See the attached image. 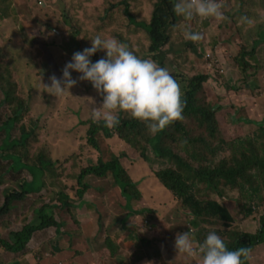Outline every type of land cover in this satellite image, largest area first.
<instances>
[{
	"label": "rangeland",
	"instance_id": "obj_1",
	"mask_svg": "<svg viewBox=\"0 0 264 264\" xmlns=\"http://www.w3.org/2000/svg\"><path fill=\"white\" fill-rule=\"evenodd\" d=\"M40 2L45 5H41ZM65 2V0H20L18 4L13 5L11 3L12 8L7 6L6 8L0 4V11L3 15L11 17L14 21L18 19L17 15L21 16V19L16 22L17 27L9 24L4 29L0 28V34L5 35V37L3 36V42L7 45V55L9 57V59H6L0 51V70H7V62L10 63V70H12L14 77L22 86L25 95L24 100L28 108L27 126L25 127L29 130L31 128L35 130V134L26 144L19 145L15 149L22 153L28 152L30 155H37L44 151L56 164V171H62L64 174L68 173L70 169L78 172L83 166L97 163L99 158L103 161H109L119 157L122 167L127 169V173L128 169L130 170L128 175L133 181L137 182V188L141 192V197L133 199V201L136 200L145 206L158 207L163 204L162 201H167L169 194L165 192L168 190L164 188L155 173L165 167L175 166L176 159L164 161L157 159L153 162H145L141 158L139 151H137L139 157H136L132 154L131 145L118 137L117 134L107 138L102 131L98 134V148H93L87 141V122L91 120V107L100 106L102 95L97 93L90 82L77 79L80 74L74 71H70V74L76 80V83L69 88V92L66 89L63 95L53 96L49 94L50 90L44 87V85L50 84L51 76L55 75L58 79L61 77V70H57L59 67L62 69L61 66L58 67L57 65L60 56L65 53V59L69 61L72 53L79 50L78 43L73 38L75 28L78 29L79 26L76 14L80 13V18L87 17L84 24H88L94 20L93 15L104 16L106 9L112 4H122L120 9L122 14L124 7H126L125 3L128 0L70 1L73 5L80 2L85 4L75 5L76 7H67ZM153 3L154 0H140L139 7L142 9L145 6L151 8ZM135 7V5H132L131 9H135ZM258 7L262 10L264 5ZM73 10L74 13H72ZM113 18L112 28L109 29V32L119 37L120 33L116 27L119 21L116 15ZM196 18L197 20L192 18V20L186 21L183 17L178 16L176 25L169 28L170 41L162 49V52L166 54L163 65L169 70L170 74L176 71L184 78L196 75L205 78L202 88L197 94L200 102L210 104L216 108L217 131L212 135L206 129V125H201L197 119L190 118L189 121L184 123L188 137L186 141L180 140L176 143L170 142L169 139L166 141L173 148L174 156H177L179 160L180 158L185 159L195 167L212 168L223 158L228 159L229 163H232L236 154H239L244 147L253 149L250 142L255 139L258 140L255 144L264 145V100L260 103L263 112L250 111L248 113L245 110L247 99H253L255 96L259 98L262 90L264 94V42H260L264 41V38L259 36L255 28L239 44V38L228 22L224 23V20H222L217 23V20L211 17L207 19ZM29 25L32 27H29ZM186 25L190 26L192 31L200 32L202 39L198 42L185 40L183 31ZM88 27L91 30V25H88ZM133 28L134 26L130 25L127 30H132ZM229 28L233 31L232 33ZM27 29L30 31L26 32ZM16 31L18 36L13 38ZM58 32H63L68 39L66 41L62 38V45L58 40L54 39ZM262 34H264V31H262ZM9 36L12 39H8L7 37ZM126 40L132 45L129 37ZM44 42L48 44L47 49L50 52L52 47L58 48V46H62L61 50L64 53H61L60 56L57 55L53 62V57L46 52ZM25 46H31L34 53V55H31L32 58L27 57V52H24ZM209 50L210 52H208ZM139 52L144 54L146 49L141 47ZM43 57L50 63L49 67H52V73L48 72V70L40 72L37 59L39 58L38 60L41 62ZM182 79L181 77L177 78L180 86L183 85ZM1 97L2 94L0 92V99ZM7 113L6 106L0 107V124L6 119ZM244 117L247 119L252 117L256 120L254 123H247L242 120ZM22 126V123L17 125L11 131V136L18 137ZM239 127H242L243 130H239ZM6 128L0 130V146L4 143V139L7 136L9 137L10 132L8 134V130L11 127L8 125ZM36 131L38 132L37 134ZM8 137L7 142H9ZM220 137H223L226 141ZM195 139L197 140L195 141ZM240 139H243V143L240 142ZM194 151H196L197 159H193L189 155L190 152ZM148 154L150 157L156 158L151 148H149ZM134 158L140 161L142 167L136 165L139 161ZM0 161L7 164L10 163L7 159H0ZM132 165H136L134 167L137 169L134 170V174H131ZM147 171L160 184V187L148 189L142 184L141 181L145 178L144 173ZM12 175H16L20 179L30 180V173L27 169L17 172L7 171L5 173L6 181L0 185V204L4 200L2 189L6 186H14ZM109 176L110 179L105 181L110 184L115 183L113 175ZM50 181L51 178H48L47 187L50 189L49 191L44 187L40 192L28 194L22 200L16 201V206L10 210V214L0 216V238L6 237L9 230L20 227V222L15 221L14 217H20L18 214H25L27 210L28 213L31 212L30 206L32 204L39 207L49 203L54 193L53 190L57 189ZM84 182L92 184L93 180L89 175L84 178ZM116 183L120 185L118 182ZM67 185L69 186V184ZM194 186L193 191L197 198L202 200L214 198L223 201L222 195L213 186L209 187L204 183ZM73 189L74 192L70 191V195L75 197L73 201H76L77 205L76 188L74 187ZM220 189H223L224 193H226L225 200H228L230 206H233L231 208L234 216L232 226L243 232H257L260 227L259 217L263 212V207L258 209L255 217L249 220L243 219L242 214L245 205L238 203V198L241 196L239 194L240 191L231 186L230 188L221 186ZM129 190L131 191L130 187ZM47 192L48 194H46ZM86 195L87 190L83 197L86 198ZM108 197H113V194ZM99 200L109 205L112 203L114 205V201L107 199L104 195H99ZM113 205L110 208H113ZM96 206L100 207L99 204H96ZM129 209L132 211L130 207ZM97 214H101V212ZM146 214L148 217L152 216L149 212H146ZM32 215L31 212L28 219H31ZM146 217L141 218V225H144L143 229L148 228V225L151 224L150 221H146ZM191 218L192 216L188 213V221ZM5 220H8V222L4 223ZM245 220H248V222H245ZM120 221L127 230L131 229L127 226L128 222L126 220L120 219ZM184 221L188 224L190 230L191 228L196 229L191 223L189 225L187 218H184ZM200 227L203 235H206L209 231L216 232L218 229H225L218 221H212V218L202 222ZM56 228L57 226H51L44 232L35 234L29 241L25 251H36L37 247L45 246V239L53 237L58 238L55 245L64 242L67 234H56ZM62 230L63 228H60V231ZM119 230L118 228L117 231L120 232ZM84 231H88L86 225ZM140 231L141 229L137 233L140 234ZM86 239L89 240L88 236ZM54 255V253L46 252L47 260L45 261L50 262L54 259ZM257 256L256 251L250 252L248 257L250 264L256 263ZM26 258L22 252L11 253L3 251L0 255V264H18V261H22L25 264ZM187 263L192 264L191 257H189Z\"/></svg>",
	"mask_w": 264,
	"mask_h": 264
},
{
	"label": "trees",
	"instance_id": "obj_2",
	"mask_svg": "<svg viewBox=\"0 0 264 264\" xmlns=\"http://www.w3.org/2000/svg\"><path fill=\"white\" fill-rule=\"evenodd\" d=\"M67 7H76L75 5H85L84 3H70L72 0H65ZM175 0H154L153 6L148 8L145 6L142 9L140 0H128L125 3L126 7L121 14L122 4H112L106 9L105 15L99 17L93 15L94 20L88 24H84L87 19L80 18L76 14L78 29L75 28L73 38L78 43L79 50L90 46V39L99 34L103 37H112L118 41L126 44L128 48L141 58H150L155 61L159 66L164 67L166 58L165 52L162 49L170 41L168 30L170 27L176 25L178 16L173 11V4ZM222 4V11L227 17L225 22H228L234 33L239 38V44L247 36L248 33L256 28L259 36L264 38V8L261 10L258 6L264 5V0H220ZM135 5V9L131 6ZM82 10V9H81ZM97 12V10H95ZM74 13V10L72 11ZM116 15L119 24H116L119 37L112 35L109 29L112 28L113 17ZM92 16V15H91ZM197 20L196 17H193ZM244 18V19H242ZM67 20V19H66ZM88 25H91V30ZM134 26L132 30H127L128 26ZM258 25V26H256ZM201 30V29H200ZM129 37L132 41L126 40ZM264 42V41H260ZM146 49L144 54L139 52L140 48ZM0 51L6 53L7 48L3 42V35L0 34ZM151 54V55H148ZM179 55V54H178ZM3 56L9 59L8 55ZM104 56L103 51H97L90 58L95 61ZM27 57L32 58L30 52ZM10 63L7 62V70H0V92L2 97L0 99V107L6 106L8 113L6 119L0 124V130L10 126L8 130L9 142L7 137L4 143L0 146V159L9 160V164L0 161V185L6 181L5 173L7 171L17 172L22 169H27L30 173V180L25 178H18L12 175L14 186H6L2 189L4 200L0 204V216L10 214V210L16 206V201H20L30 193L40 192L44 187H47L48 178H51V183L57 189H54L53 196L48 204H43L36 207L35 204L30 206L32 212L31 219L28 216L31 212L20 213V217H14L15 221L20 222L18 229L9 230L8 235L0 238V255L1 252L11 253H24L26 258L25 264H72L73 261H79L85 264V260L80 257L82 250L77 248L76 238L81 237V232L78 231L79 219L76 218V201L75 197L70 195V191L74 192L81 200L85 191L88 188V183L84 182V178L88 175L95 174L97 176H104L112 174L115 181L122 187V193L126 196L127 200L139 199L141 192L137 188V182L133 181L128 175L127 170L123 168L119 157H115L110 161H103L98 159L97 163H90L89 165L81 167L78 172L72 171L70 168L68 173L56 171V164L47 156L44 151L37 155H30L28 152H20L15 149L19 145H24L35 134L32 128L29 130L25 126L28 118V108L25 103V95L23 88L17 79L14 77L12 70H10ZM178 82L177 78L181 77L183 85L181 89V99L183 101V119L173 121L162 130L152 133L148 130L146 123L138 119H133L127 112L118 111L119 123L114 127H107L102 121L94 123L92 120L87 122V141L95 149L98 148V134L102 131L107 138L113 137L115 134L123 139L127 144L131 145L133 150L132 154L139 157L137 151L142 159L145 161H156L157 159L172 160L176 159V165L165 167L156 171L155 175L161 181L164 188L171 192L184 206V209L192 216L189 223H192L196 229L194 232L195 239L202 241L204 236L200 224L212 218V221H218L225 229H218L216 232L224 241L228 249H235L238 247H245L252 250V248L264 241V213L259 217L260 227L257 232H243L237 227L232 226L234 216L231 208L226 202H219L216 199H199L194 193V185L204 183L209 187L218 189V193L222 195L223 201L226 199V193L221 186L226 188H237L241 194L238 198V203L245 205L242 218L251 219L258 209L264 207V196L261 195L263 182L254 181L256 175H264V145L255 144L257 139L250 142L253 149L244 147L239 154H236L235 164L229 163L228 159H221L212 168L199 166L195 167L185 159H178L174 156L173 148L167 143V139L172 143L180 140H187L185 127L190 118H195L201 125H206V129L214 135L217 131L216 108L210 104L200 102L198 92L202 88L204 77L192 76L184 78L174 71L171 74ZM179 84V82H178ZM247 123H254L249 118H243ZM22 123V129L18 137H12L11 131L19 124ZM262 124V123H259ZM240 128V127H239ZM7 129V128H6ZM38 132L36 131V134ZM181 136L182 139H181ZM223 138V137H220ZM224 139V138H223ZM197 139H195L196 141ZM226 141V139H224ZM245 140V139H244ZM223 142V141H222ZM243 143V139H240ZM7 145V146H6ZM149 148L156 156L150 157L148 154ZM250 151V152H249ZM190 157L197 159L196 151L189 153ZM137 160V158H134ZM138 161V160H137ZM66 166V165H65ZM67 167V166H66ZM252 183L254 189H243V184ZM69 184V186L67 185ZM82 185V186H81ZM131 188V191L129 190ZM227 190V189H226ZM48 194V192L46 193ZM241 200V201H240ZM147 207L140 203L132 212L140 214L141 218L144 217V212ZM242 213V210L240 209ZM123 219L128 220V225L131 229L128 230L129 237L135 236L132 231L142 229V226H137L136 223L130 222V214ZM8 222L5 220L4 223ZM234 223V222H233ZM51 226H57L56 234H67L66 240L69 241L65 246H60L58 243L55 245L58 238L45 239L44 247H37L36 251H25L29 241L35 234L44 232ZM60 228H63L60 231ZM146 241L144 242V240ZM141 238L144 244L149 245V238ZM65 242V241H64ZM36 256H34V254ZM46 252L54 253V259L47 262ZM31 255L30 257H28ZM18 264H24L18 261ZM35 262V263H34ZM243 264H249L248 257L243 261Z\"/></svg>",
	"mask_w": 264,
	"mask_h": 264
},
{
	"label": "clouds",
	"instance_id": "obj_3",
	"mask_svg": "<svg viewBox=\"0 0 264 264\" xmlns=\"http://www.w3.org/2000/svg\"><path fill=\"white\" fill-rule=\"evenodd\" d=\"M173 11L186 21L192 20L193 17L201 19L211 17L218 21L227 19L222 11L220 0H175ZM59 33L64 40L68 41L63 32ZM183 37L192 42L202 39L200 32L192 31L187 25L183 31ZM89 41V47L73 52L63 68H57L58 71L61 70L59 79L55 75L50 77V84L44 85L50 90L49 94L60 96L66 89L69 92V88L76 83L70 74V71H74L80 74L77 79L90 82L97 93L102 95L100 106L91 107L90 110V117L94 123L102 121L105 126L114 127L119 123L116 113L121 111L127 112L133 119L145 122L148 130L155 133L173 121L183 119L180 85L167 68L159 66L150 58L137 56L126 44L115 38H102L97 34ZM61 47L58 46V48ZM97 51H103L104 56L92 61L90 58ZM50 68L52 70L51 66ZM260 95L264 96L263 90ZM239 130L243 128L240 127ZM235 161L236 159L232 164H235ZM109 175L112 174L104 176ZM263 176L254 177V181L263 182L260 188L262 196H264ZM251 185L252 183L245 182L243 189H254ZM217 201L229 204L228 200ZM263 213L264 207L261 214ZM255 216L256 214L252 218ZM194 232L195 229L190 230L188 227L187 231L177 233L174 238V248L176 253L196 257L197 264H243L254 247L264 242L256 244L251 251L245 247L228 249L215 231L207 232L202 241L195 239Z\"/></svg>",
	"mask_w": 264,
	"mask_h": 264
},
{
	"label": "crops",
	"instance_id": "obj_4",
	"mask_svg": "<svg viewBox=\"0 0 264 264\" xmlns=\"http://www.w3.org/2000/svg\"><path fill=\"white\" fill-rule=\"evenodd\" d=\"M19 1L20 0H0V4L4 7L7 6L8 8H12L11 5L18 4ZM40 4L45 5L43 2H40ZM17 17L18 19L14 21L11 17L3 15L0 11V28L4 29L9 24L17 27L16 22L21 19V16L17 15ZM221 21L217 20V23ZM223 22L225 23V21ZM29 27L32 26L29 25ZM229 29L231 31V28ZM29 31L30 30L27 29L26 32ZM232 32L233 31H231V33ZM17 36L18 33L16 31L14 32L13 38H17ZM7 38L12 39L11 36ZM54 39L62 44V37L59 32L54 36ZM43 44L46 48V52L53 57V62L57 55L60 56L61 53H64L61 48L55 47H52L50 52L47 49L48 44L46 42ZM31 50V46L24 47V52H27V55L29 52L30 55H34ZM3 54L7 55V52ZM64 54L60 56L59 61H57L58 67L61 66L63 68L65 62H67ZM38 59L37 63L40 66V72L44 70L52 72L49 67L50 63L45 57L41 59V62ZM263 100V95H260L259 98L255 96L253 99H247L245 110H247L248 113L250 111L263 112L260 105ZM136 165H140V161ZM136 165H132L131 174H134V170H137L134 167ZM128 173H130L129 169ZM144 174L145 178L141 182L146 188L156 189L160 187V184L150 176L151 173L148 174L147 171ZM90 178L93 180V183H88L86 198L83 197L79 200L75 209L76 218L79 219L77 224L79 228L78 231H80L82 235L76 238L75 242L77 243V248L82 250L80 257L85 260V264H188L187 261L189 257L176 253L174 248L175 235L188 230V224L184 221V218H187L188 221V212H185L187 210L184 209V206L181 205V202L175 196H172L169 191H165L169 194L167 201H162L163 204L155 208L146 206L147 209L144 212V217L147 216L146 221H150L151 224L148 225L149 227L146 226L148 227L146 229H143V225L140 234H138L137 231H132L135 236L129 237L131 233L121 224L120 219L130 214V222H134L137 226H141V215L129 209V207L131 210L135 209L139 202L136 200L133 201V199L127 200L126 196L122 193L121 186L118 185L116 181L112 184L105 181L110 179V176H96L92 174ZM112 194L113 197L109 198L108 196ZM99 195H104L107 199L113 200L114 205L113 203L109 205L108 203L101 202L99 200ZM96 204H99L100 207L96 206ZM112 205L113 208H110ZM115 205L117 206L115 207ZM98 212H101V214H97ZM146 212H149L152 216L148 217ZM248 220H245V222H248ZM126 221L128 222L127 219ZM85 225L88 228L87 232L84 231ZM118 228L120 232L117 231ZM85 236H88L89 240H87ZM146 237L151 240L149 245L144 244ZM141 238L145 239L144 242H142L143 240H141ZM67 242L69 241L65 240L60 246H65ZM255 251L258 255L255 264H264V242L256 245L252 252ZM191 262L192 264H197V258L191 257ZM73 263L82 264L78 260L73 261Z\"/></svg>",
	"mask_w": 264,
	"mask_h": 264
}]
</instances>
